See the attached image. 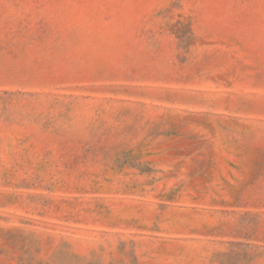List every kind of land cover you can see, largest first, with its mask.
I'll use <instances>...</instances> for the list:
<instances>
[{"label": "rangeland", "instance_id": "rangeland-1", "mask_svg": "<svg viewBox=\"0 0 264 264\" xmlns=\"http://www.w3.org/2000/svg\"><path fill=\"white\" fill-rule=\"evenodd\" d=\"M0 264H264V0H0Z\"/></svg>", "mask_w": 264, "mask_h": 264}]
</instances>
